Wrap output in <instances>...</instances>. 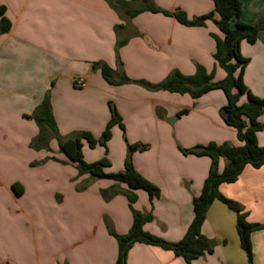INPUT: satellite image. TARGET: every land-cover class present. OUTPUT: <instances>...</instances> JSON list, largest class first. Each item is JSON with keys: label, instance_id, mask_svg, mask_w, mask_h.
<instances>
[{"label": "crops", "instance_id": "0c3cea01", "mask_svg": "<svg viewBox=\"0 0 264 264\" xmlns=\"http://www.w3.org/2000/svg\"><path fill=\"white\" fill-rule=\"evenodd\" d=\"M124 1L139 8L143 0ZM239 1L241 21L264 19V0ZM153 3L165 12L182 11L190 20L214 13L211 0ZM0 7L11 23V30L0 35V264H117L118 244L109 229L128 234L133 224L130 206L153 215L144 226L146 233L170 243L181 241L193 221V199L202 192L211 160L186 156L180 148L242 143L237 130L220 116L227 104L222 90L193 99L151 91L138 82L157 85L176 71L190 77L198 67L213 74L215 82L222 81L226 74L215 61L213 36L222 39L223 34L215 23L187 27L173 16L151 12L131 18L117 0H0ZM240 49L249 59L244 83L264 99V31L255 44L243 41ZM99 62L132 82L108 84L93 68ZM77 78L85 79L86 86L77 87ZM47 98L62 138L88 132L99 140L114 105L124 131L113 126L106 148L82 141L83 158L94 163L107 157L106 172L119 173L128 145H148L133 154L132 162L159 189V197L151 202L147 192L132 191L137 199L131 205L123 193L129 190L126 185L80 175L59 151L50 129L40 137L33 114ZM247 101L241 95L239 104ZM182 111L187 114L179 116ZM259 121L264 126V114ZM257 140L264 147V129ZM226 164L220 160V173ZM111 187L122 193L107 201L101 192ZM219 189L243 206L249 223L264 225V165L246 166L235 183ZM201 232L214 252L190 264H248L236 214L223 203L212 204ZM251 242L253 264H264V230L254 232ZM127 264L186 263L170 251L136 243Z\"/></svg>", "mask_w": 264, "mask_h": 264}, {"label": "trees", "instance_id": "16d2710c", "mask_svg": "<svg viewBox=\"0 0 264 264\" xmlns=\"http://www.w3.org/2000/svg\"><path fill=\"white\" fill-rule=\"evenodd\" d=\"M211 1L214 4V13L190 20L182 11L174 13L163 11L153 3V0H143L139 8L124 0H117L126 15L131 18L144 12H151L173 16L178 22L187 27H203L207 21L215 23L223 34L222 39L213 36L216 42L215 61L226 74L222 81L215 82L213 74H208L203 67H198L195 75L190 77L176 71L157 85L144 81L138 83L151 91L188 94L193 99H199L213 90H222L226 95L227 104L221 108L220 116L226 125L237 130V138L242 143L241 146H233L229 143L222 145L209 143L191 149L180 148L181 152L186 156L208 157L211 160L209 174L205 180L202 192L193 199L194 218L186 235L181 241L170 243L146 233L144 226L153 220V215L143 214L130 206L133 214V224L128 234L118 235L109 229V233L116 239L118 244L117 264H127L128 253L136 243L153 245L165 251H170L177 257L182 258L186 264H190L203 256L213 254L214 245L202 234L201 229L206 221L207 213L215 201L223 203L236 214V231L241 248L246 255L248 264H253L251 235L256 231L264 230V225L249 223L247 220L248 214L243 206L225 197L219 188L222 184L235 183L246 166L250 165L255 169H259L264 165V147L259 146L257 140V134L264 129V126L259 121L264 114V99L253 95L244 83V73L249 64V59L242 56L240 49L243 41L251 45L257 42L259 34L264 31V19H260L255 23H244L241 21L243 5L239 0ZM215 15L218 17L217 19H215ZM10 30L11 23L5 17V8L0 7V35L7 34ZM122 45L123 43H119V46ZM93 68L99 69L104 80L110 85L121 86L132 82L123 72L119 75L104 63H95ZM241 95H246L248 100L243 105L239 104ZM110 110L111 119L99 140L94 139L88 132L76 133L71 138L59 136L48 98L33 114V118L41 128L40 137L44 135L45 128L50 129L58 141L59 151L71 163L76 165L80 175H88L93 180L106 179L126 185L129 190L123 193L131 205L137 199V196L132 191L138 190L147 192L150 201L153 202L160 195L159 189L141 176L134 168L132 162L133 154L146 151L148 145H128L124 171L119 173L106 172L110 167L107 157H103L94 163H87L83 158L82 141H87L91 148L97 145L106 148L107 142L112 136L111 129L113 126L119 125L124 131L122 119L115 106L110 104ZM184 114H187V111H182L178 115L182 116ZM43 141L46 142L47 139L43 138ZM221 159L227 163L222 173L219 172ZM101 193L103 198L108 201L122 192L116 187H111Z\"/></svg>", "mask_w": 264, "mask_h": 264}, {"label": "built area", "instance_id": "2783aa9c", "mask_svg": "<svg viewBox=\"0 0 264 264\" xmlns=\"http://www.w3.org/2000/svg\"><path fill=\"white\" fill-rule=\"evenodd\" d=\"M75 85H76L77 87H79V88H83V87L86 86V81H85V79H83V78H77V79L75 80Z\"/></svg>", "mask_w": 264, "mask_h": 264}, {"label": "water", "instance_id": "95a60500", "mask_svg": "<svg viewBox=\"0 0 264 264\" xmlns=\"http://www.w3.org/2000/svg\"><path fill=\"white\" fill-rule=\"evenodd\" d=\"M178 118H179V116H176V117L170 119L169 123L172 124V123H173L175 120H177Z\"/></svg>", "mask_w": 264, "mask_h": 264}, {"label": "rangeland", "instance_id": "374dc122", "mask_svg": "<svg viewBox=\"0 0 264 264\" xmlns=\"http://www.w3.org/2000/svg\"><path fill=\"white\" fill-rule=\"evenodd\" d=\"M233 214H234V212H233ZM245 257H246V255H245ZM247 260V259H246ZM59 264V263H58Z\"/></svg>", "mask_w": 264, "mask_h": 264}]
</instances>
